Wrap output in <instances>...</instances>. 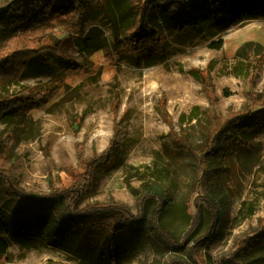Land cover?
<instances>
[{"label":"rangeland","instance_id":"374dc122","mask_svg":"<svg viewBox=\"0 0 264 264\" xmlns=\"http://www.w3.org/2000/svg\"><path fill=\"white\" fill-rule=\"evenodd\" d=\"M10 1L0 0V42L13 33L2 13ZM237 1L228 11L211 1L212 11L206 0H193L201 6L180 18L160 9L153 21L168 40L167 55L149 53L135 62L122 54L135 15L127 0H108L106 11L85 22L81 35L65 27L56 31L64 56L92 62L89 71L73 73L65 62L45 54L0 90L14 93L68 76L67 86L48 105L0 119V143L11 152L4 169L18 188L34 195L69 188L85 163L100 157L114 140L116 162L95 172V184L77 208L119 206L149 220L157 202L153 198L141 205L138 192L153 186L168 195L160 220L165 238L145 233L144 225L145 232L122 242L114 262L85 259L41 233L21 229L5 236L9 249L2 264H227L240 244L260 231L264 124L230 146L221 167L223 180L216 186L194 157L177 152L169 139L174 130L198 140L210 114L238 113L247 108L249 92L264 93V5L254 14L243 12L244 0ZM238 3L241 10L236 11ZM222 18L229 19L227 29ZM206 196L221 210L214 231L202 200ZM248 261L264 264V246L255 247Z\"/></svg>","mask_w":264,"mask_h":264},{"label":"trees","instance_id":"16d2710c","mask_svg":"<svg viewBox=\"0 0 264 264\" xmlns=\"http://www.w3.org/2000/svg\"><path fill=\"white\" fill-rule=\"evenodd\" d=\"M127 1L135 19L124 34L122 54L135 62L149 53L159 58L167 55L168 40L159 32L153 21L154 15L160 9H170L176 18H180L186 12L191 13L194 6H201L193 5V0ZM206 1L212 11L211 1L216 2L219 9L228 11L227 6H230L233 0L230 3L229 0ZM253 2L256 3V8L255 5L252 6ZM241 3L242 9L248 7L243 12L257 14L261 11L264 0H244ZM235 5L234 10H241L239 3ZM107 6L108 0L10 1L2 12L7 26L12 28L13 33L0 42V90L19 80L28 69L29 63L45 54L65 62L73 73L89 71L93 67L92 62L76 63L64 56L56 31L58 27H65L68 31L81 35L84 23L105 12ZM255 18L256 16L253 19ZM223 21L227 23L222 28L227 29L230 25L229 19ZM110 56L112 61L113 55ZM67 80L66 74H60L45 83L26 86L14 93L0 91V119L48 105L67 86ZM247 98V108L243 111L227 117L218 113L210 114L207 124L200 129L198 140L188 131L177 133L172 130L169 134L177 152L193 156L212 186L223 180L221 167L230 146L240 142L241 135L264 124V93L249 92ZM5 139L11 138L7 135ZM113 146L114 140L100 157L87 161L84 173L73 177V186L53 189L47 195H34L18 188L12 182L4 169L11 152L4 150V144L0 143V180L5 181L1 193L4 206L0 207V264L4 262L9 249L5 236L18 233L21 229L41 233L43 238L58 244L69 253L102 262L116 261L122 242L134 232H145L144 225L148 230L145 233L150 231L156 237L165 238L160 220L168 204V195L153 186H149L151 188L145 192H138L141 205L144 206L153 198L157 202L158 206L149 220L143 217V214L138 217L127 208L119 206L82 210L77 208V204L93 188L95 172L116 162L111 153ZM78 150L82 155L81 146ZM202 200L207 205L211 220L210 231H214L220 223V207L209 196L203 197ZM19 220L24 223H17ZM257 246H264V220L260 222V231L244 240L238 251L226 260L227 264H248L250 253Z\"/></svg>","mask_w":264,"mask_h":264}]
</instances>
